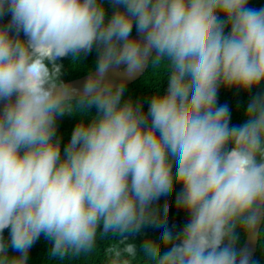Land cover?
<instances>
[{
  "label": "clouds",
  "instance_id": "1",
  "mask_svg": "<svg viewBox=\"0 0 264 264\" xmlns=\"http://www.w3.org/2000/svg\"><path fill=\"white\" fill-rule=\"evenodd\" d=\"M161 66L162 89L130 93ZM221 88L247 94L238 125ZM41 237L43 264L101 246L103 264H264V7L0 0V264H29Z\"/></svg>",
  "mask_w": 264,
  "mask_h": 264
},
{
  "label": "trees",
  "instance_id": "2",
  "mask_svg": "<svg viewBox=\"0 0 264 264\" xmlns=\"http://www.w3.org/2000/svg\"><path fill=\"white\" fill-rule=\"evenodd\" d=\"M249 6L253 8L264 7V0H249ZM7 17H5V21ZM135 33V32H134ZM95 52L93 51L87 57L82 60L84 65H92L95 60ZM63 65L62 71L65 74V78L73 80L86 75V71L82 68H74L70 58H64L61 60ZM164 79L163 66L158 69H147L137 80L127 85L128 90L133 95L148 94L150 92H156L162 89ZM247 94L237 93L235 91H227L221 88L218 94V104H227L231 112L230 124L238 125L243 120V112L247 103ZM76 123L75 117H64L59 123V131L63 134L64 141H67L71 130ZM178 191L177 186H170L168 189V213L167 223L169 227L175 224L174 231H178L184 224L186 217L182 212L176 210L174 206V199L176 192ZM7 238L8 230L4 232ZM48 244L43 237L38 239L32 246L29 252V264H43L45 254L48 249ZM11 253V249H9ZM258 248L253 257L258 254ZM78 264H103V246L97 251V253L90 259L78 262Z\"/></svg>",
  "mask_w": 264,
  "mask_h": 264
},
{
  "label": "water",
  "instance_id": "3",
  "mask_svg": "<svg viewBox=\"0 0 264 264\" xmlns=\"http://www.w3.org/2000/svg\"><path fill=\"white\" fill-rule=\"evenodd\" d=\"M134 34H135V33H134ZM145 71H146V70H145ZM142 74H143V73H141L140 75H138L135 79L129 81L127 85H129V84H131L132 82H134L135 80H137ZM85 76H86V75H83V76H81V77H79V78H76V79H73V80H71V81H72L75 85L79 86V84L83 82ZM256 249H257V247H256L254 244L249 245V250H250V253H251V256H252V257L254 256V254H255V252H256Z\"/></svg>",
  "mask_w": 264,
  "mask_h": 264
}]
</instances>
